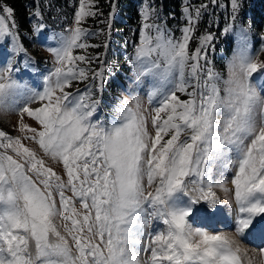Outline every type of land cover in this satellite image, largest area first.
I'll use <instances>...</instances> for the list:
<instances>
[{
    "label": "snow or ice",
    "instance_id": "6c2138e0",
    "mask_svg": "<svg viewBox=\"0 0 264 264\" xmlns=\"http://www.w3.org/2000/svg\"><path fill=\"white\" fill-rule=\"evenodd\" d=\"M94 7L93 0H79L75 26L48 47L53 67L42 90L20 84L11 60L0 67V112L15 113L14 127L24 134L0 130V264H241L233 236L243 237L264 216V96L251 82L264 74V61L250 53L241 29L223 79L207 55L212 34L189 48L207 5L195 16L184 8L188 26L179 38L149 23L146 11L128 63L137 81L153 79L148 103L159 99L150 109L138 97L124 99L105 121L91 86L71 90L90 73L103 83V71L90 67L98 58L81 54L97 47L84 42L88 30L82 26L97 15ZM239 7L240 0H231L233 22ZM3 12L13 17L10 7ZM15 27L0 16V41L10 37L14 53L23 50ZM32 27L39 33L45 25ZM24 141L36 144L60 172ZM224 170L233 172L230 180ZM216 189L234 198V229L213 232L191 222L201 203L212 212L222 204ZM152 221L163 228L145 236ZM256 236L264 240V231ZM258 251L264 255V246Z\"/></svg>",
    "mask_w": 264,
    "mask_h": 264
},
{
    "label": "rangeland",
    "instance_id": "374dc122",
    "mask_svg": "<svg viewBox=\"0 0 264 264\" xmlns=\"http://www.w3.org/2000/svg\"><path fill=\"white\" fill-rule=\"evenodd\" d=\"M94 2L95 0H93ZM201 4H205L207 7L200 10L199 19L194 25V31L189 42L190 50L194 51L200 46V37L212 34L214 39L207 45L208 59L211 60L212 66L221 74V77L227 79V61L231 59L236 50L237 34L241 32V29H244L243 34L247 37L250 53L257 56L259 61H264V51H262L264 49V0H240V7L236 13L235 22L231 19L233 15L231 0H216L215 4L212 3V0H185L184 8L188 7L190 13L195 16V9ZM5 6L7 5L0 3V16L6 17V23L10 28L12 27L13 21L15 22L16 27L12 28V31L18 34V43L23 50L14 53V45L11 38L5 37L3 41H0V67L6 66L8 61L11 60L13 67L19 69L15 73V78L20 84L26 83L29 88L42 90L43 76L53 67V57L47 49L48 47L58 46L59 33L64 32L67 34L66 30L75 26V13L79 10V0H76L73 14L68 20H63V24L60 17H51L49 22L45 24L35 15L38 10L30 9L28 11L29 33L20 30L13 17L7 19V14L3 12ZM141 7L142 18L137 30V39L134 43L129 42L128 39L118 40L116 36H109L108 32L107 37H105V32L102 31L103 29L92 26L87 18L82 24L88 30V36L84 38V42L89 45H96L97 47H89L86 53L81 54L98 58L94 59L90 67L96 71H103V83L101 84L100 79L92 80L90 73L89 79L82 83H74L71 90L76 91L79 89L81 92H84L91 86L93 97L100 100L97 115L103 117L105 121L117 115L114 108L124 99H128L131 103L134 97H138L142 106L148 109L155 105L159 99L158 94L153 99L151 105L148 103L147 95L154 87L153 79L148 76L137 81L133 66L128 63L129 55L134 54V45L139 43L140 33L145 22L143 13L146 11L149 13V23H155L161 26L168 32H171L175 38L181 37V29L188 26L184 8L181 14L182 19L180 17L174 18L173 16H166L164 20L158 14L154 15L147 3L141 4ZM33 23H43L45 28L41 32L35 33L32 27ZM229 25L232 27L225 34L223 29ZM81 66L89 67L88 65ZM251 82L259 94L264 96V74H254ZM178 95L181 99L188 98L182 93ZM11 102V100L7 101V103ZM32 106L35 107L36 105L34 104ZM17 120L18 116L15 113L0 112V130H3L13 137H22L24 134L17 131L14 127ZM25 122L32 124L34 127L36 126L27 118ZM27 135H31V133H27ZM24 143L29 148L36 150L38 155L46 160L48 166L53 167L58 173L60 172V166L53 164L47 157H43L42 152H40L36 144L29 141H24ZM228 156L231 158L234 156V153H228ZM219 171L220 162H217L212 170L214 180L219 178ZM224 176L230 180L233 172L224 170ZM228 187L232 188V185L229 183ZM215 191L223 201V205L220 207L217 205V210L212 212L204 203H201L196 206L194 215L190 218L191 222L194 226L202 227L213 232L234 229L236 215L234 198L225 197V194L219 189ZM68 195L71 194L68 193ZM229 200H231V207H229ZM208 216H212L218 221H215L211 226L206 225L205 218ZM257 218L254 220L253 226L248 230L246 235L243 237L233 236L238 241L240 247L238 255L241 257V264H250V262L251 264H264V255L259 253L258 246L252 244L257 231H264L263 219L251 233L254 225L262 219V217ZM160 228H163L160 222L152 221V224L145 226L143 230L146 236L147 233ZM250 233L251 235H249ZM144 242L145 237H141V243L143 244ZM260 246H264V243ZM146 258V254L141 253V260Z\"/></svg>",
    "mask_w": 264,
    "mask_h": 264
},
{
    "label": "trees",
    "instance_id": "16d2710c",
    "mask_svg": "<svg viewBox=\"0 0 264 264\" xmlns=\"http://www.w3.org/2000/svg\"><path fill=\"white\" fill-rule=\"evenodd\" d=\"M184 2L185 0H95L93 10L97 15L87 19L92 26L103 29L105 37L108 32L109 36H116L118 40L128 39L134 43L142 18L141 4L147 3L154 15L158 14L164 19L166 16L181 18ZM0 3L13 9V18L18 28L29 33L30 9H37L40 20L45 24L51 17H60L63 24V20H68L73 14L76 0H0Z\"/></svg>",
    "mask_w": 264,
    "mask_h": 264
},
{
    "label": "bare ground",
    "instance_id": "6f19581e",
    "mask_svg": "<svg viewBox=\"0 0 264 264\" xmlns=\"http://www.w3.org/2000/svg\"><path fill=\"white\" fill-rule=\"evenodd\" d=\"M207 215H209V214H207ZM206 215V216H207ZM264 219V216H262V219L261 220H259L255 225H254V227H253V229L251 230V233H252V231L253 230H255L256 229V227H257V224L260 222V221H262ZM205 221L206 222H208V223H210V222H213V217L212 216H208L207 218H205ZM259 231H257V233H258ZM251 233L249 234V235H251ZM264 243V240H262V239H260V238H257L256 236H255V240H254V242L252 243V244H257V243Z\"/></svg>",
    "mask_w": 264,
    "mask_h": 264
}]
</instances>
